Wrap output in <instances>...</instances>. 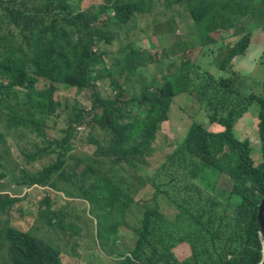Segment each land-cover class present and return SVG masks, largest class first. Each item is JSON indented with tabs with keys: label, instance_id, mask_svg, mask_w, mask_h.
Listing matches in <instances>:
<instances>
[{
	"label": "trees",
	"instance_id": "obj_1",
	"mask_svg": "<svg viewBox=\"0 0 264 264\" xmlns=\"http://www.w3.org/2000/svg\"><path fill=\"white\" fill-rule=\"evenodd\" d=\"M157 4L161 9L155 11ZM183 19L191 21L199 56L205 50L215 71L181 60L179 68L171 70L170 62L159 71V79L146 77L149 65L165 53L141 50L132 39L150 32L144 26L164 21L176 27ZM251 22L264 23V0H0V182L9 176L16 187L30 188L0 195V264H60L59 250L34 235L37 223L94 242L112 264H259L264 82L259 94L247 92L244 76L232 66L250 45ZM211 33L237 41L223 44ZM105 79L110 96L95 90L89 110L73 106L63 115L65 103L58 112V89L92 90ZM191 100L205 122L195 114L186 120L181 141H171L161 130L172 106L176 102L185 116ZM252 104L259 107L257 165L249 141L235 131ZM60 118L65 126L50 138L47 130ZM206 123L221 130L209 131ZM76 126L88 129L94 145L88 156L69 155ZM7 138L24 161L42 169H16ZM156 152L159 161L147 176ZM223 177L230 187L216 188ZM147 183L152 197L135 202ZM158 194L173 205L172 218L161 210ZM76 202L87 207L67 221L63 211ZM134 202L140 207L138 226L124 221ZM181 244L190 255L178 260L173 250Z\"/></svg>",
	"mask_w": 264,
	"mask_h": 264
},
{
	"label": "rangeland",
	"instance_id": "obj_2",
	"mask_svg": "<svg viewBox=\"0 0 264 264\" xmlns=\"http://www.w3.org/2000/svg\"><path fill=\"white\" fill-rule=\"evenodd\" d=\"M88 2H84L83 6H86ZM161 4H157L154 8L155 11H158ZM104 18L103 16L101 17ZM152 19V17H150ZM191 21L187 19H183V25L174 26L172 24L171 27L166 22H162L159 26H151L147 27L144 26L145 30H150L148 34L140 33L141 40L135 41V39H132V43H140L141 50H154L158 51V54H163V57H165L163 60L159 59L160 61L150 64L149 68H147V72L145 74L146 77H156L159 79V71L162 69L168 67L170 62H173V67L171 70L174 69V67L177 69L180 66L181 60L184 62H187L190 64H195L199 66L202 69H209L210 71L214 72L215 68L210 65L212 58L209 56H205L204 54L207 53L205 50H203V55L199 56L201 47H199L197 44L194 43L192 37H191V31L192 27L190 26ZM253 25V30L250 45L248 49L245 51V53L242 56L235 57L232 61L233 70L234 68L241 73L242 76L245 78V89L247 92H252L255 94H259L261 92V85L264 82V57L261 58L264 54L263 45H264V23H256L251 22ZM175 27V28H174ZM174 28V30H173ZM211 37L216 40L219 38H224V36L218 37L215 33L210 34ZM224 35V34H223ZM128 41L127 39H120L121 45H125ZM232 42L231 44H234L237 39L232 38L231 40L229 38H225L223 40V44H229V42ZM118 43L112 44V51L115 53L116 46ZM212 50H215L216 44L211 45ZM173 51L169 54V51ZM187 51V52H184ZM174 53V55H173ZM261 56V57H260ZM256 59V60H255ZM255 60V61H253ZM210 62V63H209ZM109 79H105L103 83H98L95 88L91 89H84L82 91H77L76 89H58L54 94V99L59 101L62 105V107L58 110V112H61L63 110L64 104L66 103L67 109L64 114L70 113L72 107L74 106L75 110H89L92 105V91H99L104 96H110L112 93L110 91H107L105 89L106 84L109 82ZM45 86V83L40 82L37 84V88L41 89ZM114 96V95H112ZM176 98V97H175ZM181 103H184L181 101ZM173 110L171 109V119L169 122L165 123L162 127L161 134L167 135L173 139H170L171 141L180 142L181 138L183 137V134L185 132V129L188 127L189 123H186V120L197 114L198 120L203 119L204 115L202 112H199L197 103L193 102L192 100L189 102V107L185 108L186 112L184 113L185 116L180 115V110H177L176 102L172 106ZM259 107L256 104H252L251 108L249 109L248 113L240 120L239 123V130L243 135L241 136V133L238 135V139L248 140L249 145L251 147V153L250 156L254 162V165H257L261 162V153H260V142L257 132V115H258ZM133 114L142 116L140 112H138L136 109L133 110ZM184 120V121H182ZM201 123L205 122V118L200 121ZM65 126V121L63 122V119L60 118L56 125L54 127H51L47 130V134L50 138H56L59 137V131L63 129ZM206 128L209 131L217 132L220 131L221 128L215 124L209 125L208 123L205 124ZM75 135H78V133H75ZM88 136V129L83 128L81 131H79L78 139L74 143L75 144V150L69 154L73 155L74 158L76 156H79L82 153L90 154L93 150V146L91 143L87 140ZM98 138L97 134L95 136ZM159 139L157 140V142ZM165 143V142H164ZM163 143V144H164ZM157 144V143H156ZM7 145L10 147L11 151V162L13 164H16V169L19 168H26L29 170V172H38L42 169V167L39 166V163H30L28 164L26 161L23 160L22 155L20 154L15 142H13L11 139L7 138ZM20 145H24L23 142H20ZM159 145V143L157 144ZM172 150V149H171ZM170 150V151H171ZM160 153L156 152L155 159H150L151 166L148 167V174L147 176H150L151 170L155 169L157 166V163L159 161ZM47 164L49 159H46ZM160 163V162H159ZM22 165V166H21ZM12 166V165H11ZM68 169V168H67ZM150 172V173H149ZM139 174L145 175V173L138 171ZM15 174L17 175V171L15 170ZM9 176L6 178L5 182L0 184V195L3 194H12L13 192L16 194L25 193L30 191V188L23 187L22 189L19 187H16L13 183L9 182L11 180H8ZM159 182V181H158ZM229 180L225 177L219 179L216 183V188H224L227 189L229 186ZM149 188H152L150 186V183H147V185L135 196L134 201L138 200H147L152 197V190ZM38 196H36L34 199H38ZM133 203L131 205V209L126 213L124 216V221L130 225V226H138L139 221L137 220L138 212L140 211V207ZM157 202L161 208V210L165 213L166 216L171 217L175 213L173 205L166 200L162 194H158L157 196ZM150 205L153 206L154 202H150ZM82 207H87L85 203L76 202L74 203V206L71 210L66 209L63 212L68 214L67 221H72L74 218V215L78 212H80V209ZM35 223V222H34ZM41 223V222H39ZM34 225V224H33ZM32 225V226H33ZM38 225V223H37ZM35 226L36 233L35 236L41 237L43 235L44 240L46 243L51 245L54 248H57L59 250L60 256H59V262L60 264H112L106 257H104L101 252L98 250L96 244L92 241H87V239L84 238H78V254L76 252V249L73 247H69L67 244V241H72L73 236L68 235V233L71 232H63L61 233L58 229L47 231V228L44 225H38ZM85 233V231H83ZM45 234V235H44ZM120 234H123L122 231H120ZM58 237L61 238L60 243H53L54 241L58 240ZM52 239L53 241H50ZM125 243H129L128 238L124 239ZM174 254L177 257L178 260H182L187 258L190 255L189 247L186 244H181L177 246L174 250Z\"/></svg>",
	"mask_w": 264,
	"mask_h": 264
},
{
	"label": "clouds",
	"instance_id": "obj_3",
	"mask_svg": "<svg viewBox=\"0 0 264 264\" xmlns=\"http://www.w3.org/2000/svg\"><path fill=\"white\" fill-rule=\"evenodd\" d=\"M222 36H224V38L223 39H225V37H228L229 35H226V34H221ZM221 35H219L218 37H220ZM219 39H221V38H219ZM219 39H217L216 38V40H219ZM210 49H212L211 47H209ZM223 48V47H222ZM217 49V48H216ZM264 51V45H263V50H262V52ZM261 57V56H260ZM84 128V126H76V133H78V135H79V131H81L82 129ZM78 135H75V137H76V139L74 140V141H72V143H73V145H74V147H73V151L75 150V142L77 141V139H78ZM88 137H89V133H88V136H87V140H89L88 139ZM10 139V138H9ZM25 142H27L25 139H23ZM13 141V140H12ZM14 142V141H13ZM20 142H23V141H19V144H20ZM16 144V143H15ZM17 146V145H16ZM21 146H23V145H21ZM93 146V150H94V145H92ZM10 148V147H9ZM18 148V147H17ZM93 150H92V152H93ZM72 151V152H73ZM72 152H70V154L72 153ZM91 152V153H92ZM90 153V154H91ZM21 154V153H20ZM83 155H89V154H85V153H82V154H80L79 156H83ZM10 159H11V151H10ZM5 182V180H2L1 182H0V184H2V183H4ZM229 184V183H228ZM39 225H43V224H39ZM54 230V229H53ZM62 233V232H61ZM69 235V234H68ZM71 235V234H70ZM72 236V235H71ZM50 241H53L52 239H50ZM61 242V238H59L58 237V240H56V241H54L53 243H60ZM78 238L76 237V236H73V240L72 241H67V244L69 245V247L71 248V247H73V248H75L76 249V252H77V250H78ZM77 254H78V252H77Z\"/></svg>",
	"mask_w": 264,
	"mask_h": 264
},
{
	"label": "water",
	"instance_id": "obj_4",
	"mask_svg": "<svg viewBox=\"0 0 264 264\" xmlns=\"http://www.w3.org/2000/svg\"><path fill=\"white\" fill-rule=\"evenodd\" d=\"M257 233L262 247V257L259 264H264V197L261 199L257 211Z\"/></svg>",
	"mask_w": 264,
	"mask_h": 264
},
{
	"label": "crops",
	"instance_id": "obj_5",
	"mask_svg": "<svg viewBox=\"0 0 264 264\" xmlns=\"http://www.w3.org/2000/svg\"><path fill=\"white\" fill-rule=\"evenodd\" d=\"M246 114H247V113H246ZM246 114H245V115H246ZM245 115H244V116H245ZM239 123H240V121H239V122L236 124V126H235V131H237V132H240V130H239V126H238Z\"/></svg>",
	"mask_w": 264,
	"mask_h": 264
}]
</instances>
